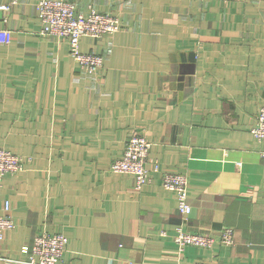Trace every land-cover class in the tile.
Wrapping results in <instances>:
<instances>
[{
    "label": "crops",
    "instance_id": "obj_1",
    "mask_svg": "<svg viewBox=\"0 0 264 264\" xmlns=\"http://www.w3.org/2000/svg\"><path fill=\"white\" fill-rule=\"evenodd\" d=\"M11 1L0 12L11 34L0 43V149L24 162L2 179L0 215L8 201L15 227L1 256L20 264L36 235L59 233L58 264H264V140L250 133L264 102V0H67L119 21L80 40L103 57L96 75L39 34V0L0 4ZM133 134L151 144L139 190L110 171ZM164 173L188 182L186 221ZM224 228L230 245L173 240Z\"/></svg>",
    "mask_w": 264,
    "mask_h": 264
},
{
    "label": "built area",
    "instance_id": "obj_2",
    "mask_svg": "<svg viewBox=\"0 0 264 264\" xmlns=\"http://www.w3.org/2000/svg\"><path fill=\"white\" fill-rule=\"evenodd\" d=\"M15 1L0 4V12L7 14L11 11ZM40 24L39 34L43 37L51 36L66 42L69 49V57L78 64L83 73L96 75L103 67V57L95 53H82L79 49L80 40L83 38L100 39L110 36L119 30L118 19L110 14L98 15L91 10L89 14L77 13L74 3H63L57 0H39L36 5ZM7 19H4L6 22ZM11 34L8 30L0 31V43H8ZM258 121L250 129L251 135L257 141L264 140V102L258 108ZM151 149V144L141 134H133L125 150L119 159L115 160L110 167L113 173L130 174L134 177L135 187L139 190L149 181L146 165ZM264 155V153H263ZM24 158L4 149H0V190L2 179L6 175H16L22 171ZM157 170V166H155ZM162 186L168 191L175 193L177 199V210L183 220L191 211L187 202L188 182L183 175L177 173H164L162 175ZM10 205L8 201L3 203V213L0 215V243L4 240L5 234L15 227L14 221L9 215ZM164 235V232L161 233ZM175 244L180 248L194 246L211 249L215 243L230 245L233 243V231L230 228L220 230L218 237H213L207 233L186 232L178 229L174 236ZM67 239L59 233H41L34 237L31 250L27 260L20 264H58L62 260L65 252ZM0 260L4 259L0 254ZM19 263V262H15Z\"/></svg>",
    "mask_w": 264,
    "mask_h": 264
},
{
    "label": "rangeland",
    "instance_id": "obj_3",
    "mask_svg": "<svg viewBox=\"0 0 264 264\" xmlns=\"http://www.w3.org/2000/svg\"><path fill=\"white\" fill-rule=\"evenodd\" d=\"M58 1H63V3H66V2L73 3V2H71V1H67V0H57V2H58ZM38 2H39V1H38ZM36 5H37V4H36ZM90 7H92V6H90ZM91 10H94V9H91ZM91 10H89L87 14H89ZM94 11L98 12L97 14L100 15V16H105V14H110V13H105V12L97 11V10H94ZM77 13H80V12L77 11ZM80 14H81V13H80ZM87 14H86V15H87ZM83 15H85V14H83ZM110 15H112V14H110ZM261 104H262V103H261ZM261 104H260V105H261ZM258 108H259V107H258ZM258 118H259V116H258V113H257L256 116H255V122H256V120L258 121ZM261 127L264 128V123H262V126H261ZM263 133H264V132H260V134H263ZM141 135H143V134H141ZM131 136H132V135H131ZM131 136H130V137H131ZM130 137H129V138H130ZM129 138H128V139H129ZM127 142H128V140L126 141V144H127ZM124 150H125V149H124ZM123 153H124V151H123ZM123 153H122V155H123ZM122 155H121V157H122ZM115 160H117V159H115ZM115 160H114V161H115ZM114 161H113V162H114ZM113 162H112V163H113ZM146 168H147V165H146ZM153 170L156 171L154 167L152 168V171H153ZM135 190H138V189L135 187Z\"/></svg>",
    "mask_w": 264,
    "mask_h": 264
}]
</instances>
